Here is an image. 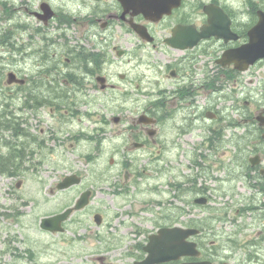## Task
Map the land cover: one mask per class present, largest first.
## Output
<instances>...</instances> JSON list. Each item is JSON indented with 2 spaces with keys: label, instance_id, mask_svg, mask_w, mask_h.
I'll return each mask as SVG.
<instances>
[{
  "label": "flooded vegetation",
  "instance_id": "1",
  "mask_svg": "<svg viewBox=\"0 0 264 264\" xmlns=\"http://www.w3.org/2000/svg\"><path fill=\"white\" fill-rule=\"evenodd\" d=\"M69 1L78 3L77 11L57 10L47 0L30 11L39 24L28 44L13 42L12 31L1 37L13 52L2 55L7 85L16 88L21 105L15 116L10 114L14 118H0V157L16 159L17 176L41 171L49 165L46 141L30 132L34 126L28 112L34 111L40 121L38 111L44 106L78 113L81 104H59L61 98L71 100L69 93L73 92L84 96V113L90 119L108 124L103 115L98 117L103 94L130 97L139 90L152 97L137 118L124 113L134 109L130 107L135 102H121V115H114L113 121L121 126L118 131L124 139L113 153L128 160L144 155L141 151H149L152 157L158 154V158L170 153L175 158H192L189 172L183 170L181 162L180 170L168 181L174 197L187 208L176 206L162 226L176 219V223L196 229L190 240L196 244L197 253L156 264H264V57L244 69L219 62L225 51L249 41V31L264 7L252 6L254 0H246V10L231 8L220 0H183L170 14L153 20L133 8L127 10L120 0ZM45 3L55 11L51 18L42 16ZM207 4L224 9L237 37L226 40L212 34L198 39L192 47L171 45L169 39L177 26L189 27L186 35L193 36L191 31L197 35L209 24ZM241 15L248 17L247 22L241 21ZM136 25L143 31L136 30ZM57 30L61 32L55 38ZM37 41L41 43L38 47L34 45ZM58 46L62 52L53 50ZM151 71L158 73L155 81ZM10 73L15 75L13 82L9 81ZM20 94L25 95L24 101ZM142 115L154 121L141 120ZM99 130L100 137L97 133L79 134L100 139L97 152L102 151L103 125ZM169 171L171 168H166L163 174ZM51 191L55 192L54 187ZM18 202L17 208L27 205ZM190 207L192 216L183 221ZM12 208L23 215L19 208ZM0 213L4 216L9 212ZM216 221L225 222L227 230H216ZM67 225L68 220L65 230ZM16 241L17 237L7 241L0 232V243L5 242L0 246V264H74L66 251L34 246L22 249L15 246ZM145 246L137 245V255L129 251L127 255L133 260L125 264L143 261ZM98 259L84 264H116L109 263L104 255Z\"/></svg>",
  "mask_w": 264,
  "mask_h": 264
},
{
  "label": "rangeland",
  "instance_id": "2",
  "mask_svg": "<svg viewBox=\"0 0 264 264\" xmlns=\"http://www.w3.org/2000/svg\"><path fill=\"white\" fill-rule=\"evenodd\" d=\"M41 1L0 0V118H7L5 116L10 114L15 116L18 104L21 105V100L19 102L15 96L16 88H10L7 85V67L4 66L2 55L13 52L8 51L9 47L2 42L1 37L6 31H12L13 42H18L20 45L28 44L31 34L39 24V20L33 17L30 11ZM47 1L51 2L57 10L60 8L78 10V3H72L69 0ZM254 1L264 7V0ZM220 2L234 8L232 5L236 0H220ZM240 2L243 5L241 9L246 10L248 6L246 0H240ZM79 8L84 9L82 5ZM18 24L25 25L27 28L22 30ZM60 32L58 30L55 32V38ZM60 43H63V40ZM39 44L41 43L37 41L34 45L38 47ZM53 50L62 52L63 48L58 46ZM150 74L153 81L158 78V73L151 71ZM69 95L71 100L61 98L59 104L61 106L68 102L81 104V111L78 113L67 112L65 107L51 109L49 106H44L39 111L35 110L42 119L40 121L34 111L28 112L34 126L30 132L46 141L49 165L41 171L18 176L0 175V205L2 206L0 211L9 212L4 216L0 213L1 235L5 236L7 241L17 237L15 246L22 249L34 246L38 249L66 251L72 255L69 261L74 264L99 262L100 255H104L109 263H130L133 257H129L127 253L134 251L137 255L139 252L137 245L148 242V236L169 220L167 214L175 212L176 206L187 208L174 197L168 181L180 170L178 166L181 162L183 170L189 172L192 158L190 156L175 158L173 153L167 157L158 158V154L152 157L149 151H141L144 155L139 154L128 160L113 153L114 148L124 139L118 131L121 126L114 125L113 121L114 115H119L121 112L119 110L121 102L131 105L135 102V105L130 107L134 109L124 113L128 118H137L141 112L139 110L149 103L152 96H147L139 90H135L130 97L124 94L112 97L106 93L103 94V106H98V117L103 115V120H109L106 124L100 121L95 122L84 113L86 109L83 95L73 92ZM21 97L24 101L25 95ZM13 116L10 117L13 118ZM102 125L105 128L102 151L97 152L98 147L101 146L100 139L97 141L79 134L95 135L97 133L100 137L102 134L99 129ZM53 130L56 132L51 136ZM126 162H129V165H126ZM166 168H171V171L164 175L163 171ZM75 172L83 177L81 184L65 190L56 188V184L64 176ZM53 187L55 192L51 191ZM87 188H91L94 195L90 205L83 211L74 213L68 220L64 232L50 233L41 229L40 219L43 216L71 206L80 193ZM17 200L27 203V205L18 206L23 212L21 217L10 209L12 206L15 207L12 209H18L15 206L19 203ZM171 202L175 207L171 211H166L167 206L172 205ZM95 212L101 213L104 217L101 225L94 220ZM191 216L192 207L181 219L185 221ZM175 221L176 219H173L172 223ZM214 225L216 230L221 228L227 230L225 222L216 221ZM4 244L5 242H2L0 246Z\"/></svg>",
  "mask_w": 264,
  "mask_h": 264
},
{
  "label": "water",
  "instance_id": "3",
  "mask_svg": "<svg viewBox=\"0 0 264 264\" xmlns=\"http://www.w3.org/2000/svg\"><path fill=\"white\" fill-rule=\"evenodd\" d=\"M125 8L128 10L133 8L135 13H144L146 17L153 20H159L164 14H170L172 10L179 7L182 0H120ZM47 15L45 18H50L54 12L49 10L48 5L45 6ZM206 12L209 14V24L202 28V31L197 33L193 30V36H187L186 30L189 27L179 25L174 29V36L169 39V42L179 48H187L195 45L198 39L215 34L216 37H223L226 40L236 38L237 35L231 29V20L224 9L216 4L206 5ZM259 21L249 31V41L239 47L225 51L222 58L219 60L222 64L235 63L237 67L247 68L254 64L258 58L264 57V10L259 12ZM136 30L143 31L138 25ZM183 30V31H182ZM186 39H193L188 41ZM15 76L10 73L9 81L13 82ZM141 120L154 121L146 115H142ZM81 177L77 174L66 176L57 186L60 189L68 188L74 184L80 183ZM92 195L91 190L82 193L78 199L75 209L85 207ZM74 208L69 207L61 213L44 217L41 226L50 231H63V221H65ZM97 222L102 221L100 214L95 215ZM197 232L194 228H183L181 226L162 227L157 233L150 236L145 250L148 256L145 260L137 262L136 264H156L157 262H166L178 259L183 255H194L197 253L196 244L188 238ZM181 264H197L194 262H184Z\"/></svg>",
  "mask_w": 264,
  "mask_h": 264
},
{
  "label": "trees",
  "instance_id": "4",
  "mask_svg": "<svg viewBox=\"0 0 264 264\" xmlns=\"http://www.w3.org/2000/svg\"><path fill=\"white\" fill-rule=\"evenodd\" d=\"M252 6H255V3H252ZM10 129V127H6ZM16 159L15 158H2L0 157V173L5 176H14L16 175Z\"/></svg>",
  "mask_w": 264,
  "mask_h": 264
},
{
  "label": "clouds",
  "instance_id": "5",
  "mask_svg": "<svg viewBox=\"0 0 264 264\" xmlns=\"http://www.w3.org/2000/svg\"><path fill=\"white\" fill-rule=\"evenodd\" d=\"M232 6H233L234 8H236V9H240V8H242L243 5H242V3L240 2V0H236V2H234ZM240 19H241V21H243V22H247L248 17H247L246 15H241Z\"/></svg>",
  "mask_w": 264,
  "mask_h": 264
}]
</instances>
